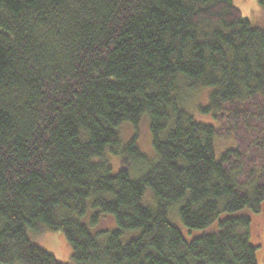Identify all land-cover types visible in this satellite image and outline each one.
Instances as JSON below:
<instances>
[{"label": "trees", "instance_id": "trees-1", "mask_svg": "<svg viewBox=\"0 0 264 264\" xmlns=\"http://www.w3.org/2000/svg\"><path fill=\"white\" fill-rule=\"evenodd\" d=\"M263 200L264 24L233 0H0V264H257Z\"/></svg>", "mask_w": 264, "mask_h": 264}, {"label": "rangeland", "instance_id": "rangeland-1", "mask_svg": "<svg viewBox=\"0 0 264 264\" xmlns=\"http://www.w3.org/2000/svg\"><path fill=\"white\" fill-rule=\"evenodd\" d=\"M235 6H237L242 15L249 17L252 21H260L262 25L264 24V11L259 7L258 0H233ZM144 119V120H143ZM146 119V120H145ZM147 117H143L136 128L138 132L137 143L141 150L148 156L152 155V136L150 131V123ZM121 143L124 145L134 134V128L131 125L125 124L120 128ZM228 144V140L220 136L217 138V149L220 150ZM151 158V157H150ZM114 167L117 168L120 165L119 159H113ZM251 216V242L258 246L257 255L258 263L264 264V200L261 203V208L259 213L248 212ZM93 214V209L88 207L86 213L80 218V221L86 223L93 233L101 230L111 229L115 227L114 219L109 214H101L98 223L91 224L90 217ZM182 228V226L179 224ZM215 226L211 225L209 228ZM208 228V229H209ZM201 232V231H200ZM137 233V232H130ZM31 240L46 248L57 260L61 262H68L70 260V247L64 237V235L59 231H47L41 229V232L33 233L31 235Z\"/></svg>", "mask_w": 264, "mask_h": 264}]
</instances>
